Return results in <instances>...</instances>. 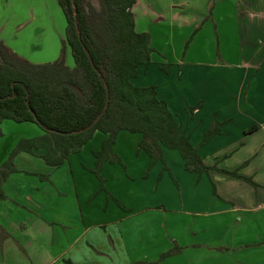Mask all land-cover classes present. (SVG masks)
<instances>
[{
	"label": "crops",
	"instance_id": "crops-1",
	"mask_svg": "<svg viewBox=\"0 0 264 264\" xmlns=\"http://www.w3.org/2000/svg\"><path fill=\"white\" fill-rule=\"evenodd\" d=\"M239 1L237 13L241 54L239 64H175L173 62H156L153 58L150 69L148 71L143 68L140 69V75L133 80V83L139 87L156 85L159 98L168 103L177 115L178 122L182 123L183 126L188 123L185 111L186 104L195 105L199 101L205 100L203 109L196 112V118L189 124L188 133L191 134L194 145L201 141L204 133L211 127L214 113L221 122L231 120V123L222 129L224 135L215 136L206 147L200 150V155L204 159L217 156L216 153L219 154L223 151L224 143H231L232 147H236L232 154H223L219 160L225 156L232 157L234 153L238 154L245 151L254 144L253 140H257V145L252 147L246 160L238 164V168H240L246 161H250L246 167L239 171V174L252 178L260 186L258 189L253 188L254 195L251 194L250 187H247V199L214 201L213 203L219 202L221 204L217 210H213V212L200 210L195 212L194 219L190 218L191 211L188 209L182 213L173 210L163 213L162 210H166L165 206L152 202L143 204L142 201L136 203L133 201L134 209L127 205L128 207H125L128 210L122 208L123 211L121 212L113 209L114 206H118L115 207L117 209L121 208L116 201H95L94 198L98 195H94L95 192L93 191L87 195H79L75 174L79 175L80 187H82L84 185L82 172H89L86 168L93 167L96 161L94 155L95 159L92 158L90 164L83 167L77 162L73 169V156L79 153L71 154L61 167H53L42 158L45 153L43 149L35 150L34 154L22 152L16 161V168L22 172L10 175L4 184L9 199L0 201V226L11 236L6 240H12L16 244L15 250L11 251L8 256L11 254L13 256L18 255L28 264H33V255L38 253L33 254L31 250L37 251L40 247L41 252L39 250L37 255L39 256V264H121L120 253L126 248V240L132 239L137 247L136 240L141 238L144 240V237L150 242L154 239L157 241L169 239L168 244L173 246L170 243L172 238H168L165 233L169 235L170 232L176 231L180 232L184 246L177 247L178 253L164 260L167 262L172 259L171 261L174 260L172 264H184L194 258L191 254L187 261H182L183 253L187 248L196 250L204 246L195 243L200 233L216 232L219 234L222 232L224 235L229 232V225L233 227L234 220L238 219L236 230L231 229L232 234H234L233 231H236L238 243L229 249L223 247L221 249L223 256L230 257L228 253H235L233 264H250L249 256L255 250L259 251L258 253L262 255V258L264 257V225L261 229L258 225L264 224V183L256 180L258 173H260L257 168L252 174L247 173L248 170L258 166L260 161H262V170H264V0ZM148 3L151 5L150 0ZM139 6L140 2L137 0L133 8L137 30L139 21L136 12ZM161 19L163 18H158V20ZM163 63L172 64L170 75L160 69ZM179 65H182L183 70L181 79L178 77ZM205 114H209L206 120H204ZM252 126H257V130L246 135L245 131ZM98 133L101 132H97L96 135ZM107 137L105 135L102 138L99 147L90 150L92 154L101 149L102 141L106 140ZM117 152L119 153V151ZM169 152L170 149H164L165 155H168ZM9 153H5L7 158ZM143 153L147 154L142 151L141 154ZM224 160L221 161L220 168H222L221 165ZM204 161L209 165L207 160ZM182 162L185 166L183 159ZM22 164L24 166H20ZM107 164L102 168L103 171L114 170L115 173H118V178L124 180L120 169L112 163L107 162ZM27 172L32 174H27ZM211 173L214 175L213 172ZM33 174L47 176L50 181H43L39 176ZM229 178L235 179L237 185H242L241 182H244L234 177L229 176ZM33 190L40 195L43 194L44 199L36 201L32 198L29 192ZM5 210L9 211L8 216L3 213ZM144 214L158 216L155 222L156 227H152L149 233L145 232L143 227H134V231L140 230L138 234L132 230L128 232L131 237L125 234V231L128 230L126 227L128 221ZM161 215L165 216V227H163V222L159 225V216ZM218 219L219 226L216 221ZM150 223L153 222L150 221ZM204 223L209 225L205 226ZM247 224H255L262 235H253L250 239L238 237L237 234L243 236L241 234L244 233L243 226ZM35 234H38L39 237L37 238ZM44 235L50 239L45 240ZM187 238L190 241L193 240L192 245L190 241L189 244L187 243ZM233 238H235V234ZM42 241H44L45 246H42L43 243L40 244ZM172 241L176 243L175 239ZM195 245L197 248H192ZM238 246L246 248L240 250ZM212 247L210 249H216V247ZM204 248L207 247L204 246ZM93 249L104 250L105 254L102 253V256L95 255L92 253ZM69 252L72 258H67ZM164 253L167 251L160 253L159 263L164 261L160 260ZM240 255L244 256L242 262L237 260V256ZM8 256L6 255L5 258L4 255L1 264L6 262ZM143 263L141 262V264ZM225 263L228 264L226 259L223 260L222 264ZM124 264H128V262ZM146 264L149 263L146 262Z\"/></svg>",
	"mask_w": 264,
	"mask_h": 264
},
{
	"label": "rangeland",
	"instance_id": "rangeland-1",
	"mask_svg": "<svg viewBox=\"0 0 264 264\" xmlns=\"http://www.w3.org/2000/svg\"><path fill=\"white\" fill-rule=\"evenodd\" d=\"M150 1L151 5L148 3L149 0H139L140 6L136 14L139 21L138 30L140 32H148L152 38L153 58L156 62L216 65H235L241 62L237 16L239 0ZM160 17L163 19L158 20ZM65 34L66 19L58 0H0V42H3L20 58L32 64L57 62L62 56V41ZM65 60L67 66L71 68L75 66L70 48L66 50ZM207 117H209V114L204 115V120ZM0 130V164L8 159L5 153L14 151L21 140L37 138L44 133L37 124L16 123L11 120L1 123ZM96 133L93 139L83 147L84 149L73 156V169L77 162L78 165L82 164L85 167L91 163L92 158L95 159L90 150L99 147L102 138L105 137L102 133L97 135ZM141 140L142 135L140 134L121 132L114 146V150L121 158V162L112 163V165L120 169L124 180L119 179L118 173H115L114 170L107 172L102 169L101 176L105 180L104 187L106 191H100L101 182L90 171V169L94 168L95 161L92 168H86L89 172H82L84 179L82 187H80L79 175L75 174L79 195H87L90 191H93L95 192L94 195H98L94 198L95 201H116L115 199H117L124 206L128 205L133 209V201L134 203L142 201L143 204L146 202L158 203L161 206H165L166 210H162L163 213L168 212V210L182 213L188 209L191 211L190 218L192 219L195 218V212L200 210L211 212L217 210L221 204L219 202L213 203L214 201L247 199V187H250L251 194L253 193L254 195L255 188L249 186L246 182L245 184L241 182L242 185H237L234 181L235 179L215 171H212L214 175L211 173V176L189 172L185 169L177 150H170L168 155L163 154V158L160 160H154L145 153L141 154L142 151L139 150ZM253 141L254 144L251 145L250 143V148L238 154L234 153L232 157L225 159L221 165L222 168L227 170L237 169L238 164L246 160L252 147L257 145L258 141ZM223 147H221L223 151L219 152V154L216 153L217 151L215 152L217 156L207 157L204 160H207L211 166L219 162L220 166L221 161L224 159L219 160L220 157L223 154H232L236 146L232 147L231 143H224ZM17 157L14 159L15 167H17ZM20 166H24V164ZM256 168L258 169L257 171H260L256 177L257 182L264 183L262 161L255 168L248 170L247 173L252 174ZM211 180L216 185L217 196L214 194ZM29 193L36 201L44 199V195H40L35 190ZM108 194H111L114 198H109ZM112 203L114 205V202ZM115 207L118 206H114V210L123 211L122 208L117 209ZM125 209L128 210L126 207ZM3 213L8 216L9 211L5 210ZM164 217V215L159 216V225L163 222V227L166 226ZM157 218V215L144 214L134 220L132 219L126 225L128 230L125 231V234H128L129 230L138 234L140 230L134 231V227H143L144 231L149 233L152 227H156ZM150 221L153 223H150ZM216 221L219 226V219ZM237 221L238 219L234 220L233 227L229 225V232L224 235L222 232L219 234L216 232L209 234L200 233L195 243L204 245L207 248H204V246L197 248L196 245L192 246V248H197L196 250L187 248L183 253L182 261H187L191 254H193L194 258L184 264H222L224 259L227 260L228 264H233L235 253H228L230 257H224L221 249L223 247L229 249L238 243L236 231H233L235 238H233L234 234L231 233L232 228L236 230ZM204 225L209 224L204 223ZM258 225L261 229L264 224L260 223ZM243 229L244 233H241L243 236L237 234L241 239H250L253 235H262V232L257 230L255 224L244 225ZM35 235H37V238L39 237L38 234ZM165 235L176 240L175 243L170 239V243L173 244V246L171 245L172 248L168 244L169 239L166 241L154 239L150 242L145 240L144 237V240L142 238L136 240L137 247L132 239L126 240V248L120 253L121 264L127 262L128 264H141V262H144L143 264H146V262L149 264L174 263V260L171 261L172 259L165 262L168 258L163 261L165 263H159L160 253L184 246V242L180 238V232L174 231L170 232L169 235L165 233ZM44 239L49 240L50 238L44 235ZM186 240L189 244V238ZM192 241H190L191 245ZM42 243V246H45L44 241L40 242V244ZM15 245L14 241L5 240L4 232L0 228V264L4 260V255L6 258V255L8 256L11 251L15 250ZM212 246L216 247V249H210L213 248ZM244 248L246 247L238 246L240 250ZM34 250H31L33 254H36V252L39 254L40 247L37 251ZM258 252V250L252 251L248 259L250 264H263L264 257L262 258V255H259ZM92 253L98 256H102V253L105 254L104 250L101 249H93ZM37 255H33V264H39V256ZM67 258H72L70 252ZM243 259V255L237 256L238 261L242 262ZM4 264L28 263L18 255L13 256L11 254V256L7 257Z\"/></svg>",
	"mask_w": 264,
	"mask_h": 264
},
{
	"label": "trees",
	"instance_id": "trees-1",
	"mask_svg": "<svg viewBox=\"0 0 264 264\" xmlns=\"http://www.w3.org/2000/svg\"><path fill=\"white\" fill-rule=\"evenodd\" d=\"M137 0H58L66 19V34L62 41L60 60L48 64H32L12 52L0 42V124H37L43 135L24 139L0 164V201L8 200L4 184L11 174L22 172L14 159L22 152L34 154L43 149L42 158L53 167H61L71 154L80 153L96 132L107 135L102 147L94 151V168L90 169L100 180V191H106L101 176L106 162L120 163L114 146L118 135L125 131L142 135L139 150L154 160L163 158L164 149L179 151L185 169L210 176L212 171L234 177L255 189L260 186L250 177L239 174L250 161L233 171L205 163L200 150L215 136L224 135L222 129L231 123L212 116V125L196 145L189 134V124L205 100L185 106L188 123L183 126L164 99L159 98L156 85L139 87L133 83L140 69L148 71L153 64L152 38L148 32H139L133 13ZM70 48L74 67L66 64ZM172 64L163 63L160 69L171 74ZM178 77L183 70L179 65ZM257 130L252 126L245 131ZM1 135V130H0ZM230 158L225 156L224 159ZM27 174H32L27 172ZM42 180L47 176L33 174ZM214 194L216 185L212 181ZM109 198H114L108 194ZM121 208L125 206L115 199ZM5 240L10 234L0 226ZM177 249L162 254L164 260Z\"/></svg>",
	"mask_w": 264,
	"mask_h": 264
}]
</instances>
